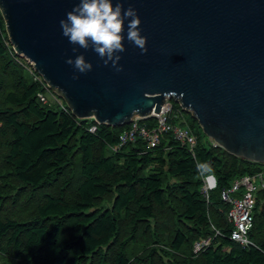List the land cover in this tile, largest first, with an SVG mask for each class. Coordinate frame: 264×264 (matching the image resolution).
<instances>
[{
	"label": "trees",
	"instance_id": "1",
	"mask_svg": "<svg viewBox=\"0 0 264 264\" xmlns=\"http://www.w3.org/2000/svg\"><path fill=\"white\" fill-rule=\"evenodd\" d=\"M47 92L0 13V264H264V188L248 245L230 239L221 198L235 178L263 170L258 162L200 141L196 119L170 99L169 122L195 135L193 148L164 132L154 147L136 137L113 151L129 123L79 119L56 97L41 101ZM203 162L213 168L207 197Z\"/></svg>",
	"mask_w": 264,
	"mask_h": 264
},
{
	"label": "water",
	"instance_id": "2",
	"mask_svg": "<svg viewBox=\"0 0 264 264\" xmlns=\"http://www.w3.org/2000/svg\"><path fill=\"white\" fill-rule=\"evenodd\" d=\"M121 2L136 10L148 49L127 40L125 20L121 72L62 35L59 22L79 0H0V13L14 52L75 117L119 126L174 99L214 144L264 163V0ZM80 54L92 64L84 74L65 63Z\"/></svg>",
	"mask_w": 264,
	"mask_h": 264
},
{
	"label": "clouds",
	"instance_id": "3",
	"mask_svg": "<svg viewBox=\"0 0 264 264\" xmlns=\"http://www.w3.org/2000/svg\"><path fill=\"white\" fill-rule=\"evenodd\" d=\"M125 20H128L127 40L138 47L141 54H145L148 51L147 38L140 34L141 21L134 8L129 6L123 9L121 0H116L115 6L112 0H79L73 9L66 13V18L59 23L62 35L69 43L85 50L91 46L105 66L111 62L115 71L121 72L123 68L118 64L121 59L118 53L125 51L122 42ZM72 51L75 53L76 47H73ZM65 63L72 65L81 74L92 69V64L85 61L83 54L77 55L74 60L68 58ZM78 78L73 75L74 80ZM197 172L199 176L209 181L213 180V168L210 163H198Z\"/></svg>",
	"mask_w": 264,
	"mask_h": 264
},
{
	"label": "built area",
	"instance_id": "4",
	"mask_svg": "<svg viewBox=\"0 0 264 264\" xmlns=\"http://www.w3.org/2000/svg\"><path fill=\"white\" fill-rule=\"evenodd\" d=\"M46 86L49 87L47 84ZM38 97L43 102L47 100L46 95L43 93H38ZM171 110L170 100H165L159 112L150 115L155 117V125L152 127L140 125L138 123L139 117L132 118L128 128L119 135V141L110 148L113 151H117L123 144L128 141H134L136 137L141 138L146 143V147H154L159 143L164 132H171L173 137L182 144H186L190 149L193 148L196 143L195 135L187 127L169 122ZM90 130H95V126H91ZM203 182L202 192L207 197V190L213 185L205 177L203 178ZM259 188H264V169L235 178L230 185L221 191L222 200L229 205L226 212L227 220L233 226L229 237L241 245L251 243L248 238V231L253 223L256 192ZM211 241V237L195 241L192 248L193 252H199L204 247L210 245Z\"/></svg>",
	"mask_w": 264,
	"mask_h": 264
},
{
	"label": "rangeland",
	"instance_id": "5",
	"mask_svg": "<svg viewBox=\"0 0 264 264\" xmlns=\"http://www.w3.org/2000/svg\"><path fill=\"white\" fill-rule=\"evenodd\" d=\"M23 58V57H22ZM23 59H25V58H23ZM25 61L27 62V63H29L26 59H25ZM31 65V64H30ZM31 68H33L32 67V65H31ZM34 69V68H33ZM36 71V70H35ZM50 88V87H49ZM55 95V96H54ZM56 97V99L59 101H62V103H64V104H66V102H65V100L61 97V96H59L55 91H53L51 88H50V92H47L46 93V98H47V100H49V101H51V100H53L54 98ZM166 100H169L168 98L166 99ZM170 100H173L174 102H176V103H178L177 101H175L174 99H170ZM179 104V103H178ZM185 111H187V110H185ZM187 112H189V111H187ZM190 113V112H189ZM191 114V113H190ZM193 117V116H192ZM193 131H194V133L195 134H197L198 135V137H199V140L200 141H204L205 139L208 141V142H210L211 140H210V138L202 131V128L200 127V125L198 124V122H197V120L195 121V125L193 126ZM259 163V165L261 166V168H264V163H260V162H258ZM209 182H211V181H209ZM213 185V184H212Z\"/></svg>",
	"mask_w": 264,
	"mask_h": 264
},
{
	"label": "crops",
	"instance_id": "6",
	"mask_svg": "<svg viewBox=\"0 0 264 264\" xmlns=\"http://www.w3.org/2000/svg\"><path fill=\"white\" fill-rule=\"evenodd\" d=\"M213 182H214V181L212 180L210 183L213 184Z\"/></svg>",
	"mask_w": 264,
	"mask_h": 264
},
{
	"label": "bare ground",
	"instance_id": "7",
	"mask_svg": "<svg viewBox=\"0 0 264 264\" xmlns=\"http://www.w3.org/2000/svg\"><path fill=\"white\" fill-rule=\"evenodd\" d=\"M162 106V105H161ZM161 108V107H160Z\"/></svg>",
	"mask_w": 264,
	"mask_h": 264
}]
</instances>
